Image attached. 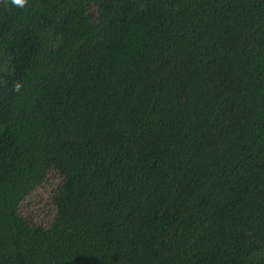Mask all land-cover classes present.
Here are the masks:
<instances>
[{"label": "trees", "instance_id": "obj_1", "mask_svg": "<svg viewBox=\"0 0 264 264\" xmlns=\"http://www.w3.org/2000/svg\"><path fill=\"white\" fill-rule=\"evenodd\" d=\"M0 264H264V0H0Z\"/></svg>", "mask_w": 264, "mask_h": 264}, {"label": "rangeland", "instance_id": "obj_2", "mask_svg": "<svg viewBox=\"0 0 264 264\" xmlns=\"http://www.w3.org/2000/svg\"><path fill=\"white\" fill-rule=\"evenodd\" d=\"M59 183L60 178L56 173L48 171L42 183L17 206V216L30 227L41 225L47 228L55 214L50 203L51 195Z\"/></svg>", "mask_w": 264, "mask_h": 264}, {"label": "clouds", "instance_id": "obj_3", "mask_svg": "<svg viewBox=\"0 0 264 264\" xmlns=\"http://www.w3.org/2000/svg\"><path fill=\"white\" fill-rule=\"evenodd\" d=\"M25 2H26V0H11V3L13 5L20 6V7H23ZM15 87H16L17 90L19 89V85L18 84Z\"/></svg>", "mask_w": 264, "mask_h": 264}]
</instances>
